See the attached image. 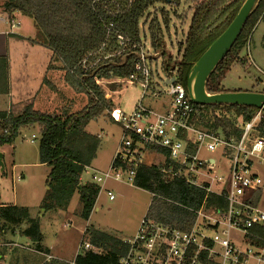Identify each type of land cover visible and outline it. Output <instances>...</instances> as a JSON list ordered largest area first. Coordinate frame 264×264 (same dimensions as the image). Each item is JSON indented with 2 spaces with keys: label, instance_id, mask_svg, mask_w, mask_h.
I'll return each instance as SVG.
<instances>
[{
  "label": "trees",
  "instance_id": "16d2710c",
  "mask_svg": "<svg viewBox=\"0 0 264 264\" xmlns=\"http://www.w3.org/2000/svg\"><path fill=\"white\" fill-rule=\"evenodd\" d=\"M3 1L2 10L7 14L17 12L32 20L39 34L37 40L52 52L54 61L60 64L64 83L76 93L84 94L87 104L81 111L70 115L39 113L31 107H26L15 116L0 112V148L11 145L20 129L37 127L40 133L39 162L50 168L47 186L51 193L43 201L42 209L66 210L74 191H77L81 204L80 218L88 221L100 189L96 185H81L80 177L94 160L99 140L86 133L85 129L91 121L111 109L110 102L106 103L97 83L104 79L128 78L134 72L137 62L131 53L116 55L115 34L120 33L139 43L140 22L144 21L142 25L148 22L150 47L155 51H162L163 37L155 14L158 10L167 26L169 19L164 15L163 7L171 6L172 3L179 4L180 0ZM243 1H184L189 6L181 16L185 20L186 12H190L189 26L182 42L178 44L177 61L172 64V58L168 57L162 62L164 75L174 72L176 82L186 88L192 65L229 26ZM151 11L155 13L152 20H149ZM259 20L264 22V0L258 1L230 51L208 78L207 93L224 92L219 86L220 81L230 70L231 64L239 60L240 52L248 45ZM122 57L124 59L120 61ZM6 87V61L0 58V92H5ZM193 108L194 123L199 129L220 133L225 138L235 140L240 138L244 124L260 113L255 133L257 137L264 138V110L243 106L194 104ZM221 110L233 112L240 119V125L213 114ZM158 154L164 153L158 149L146 151L143 164L136 170L133 182L135 188L155 195L148 210L150 218L171 228L186 230L193 221L192 211L198 209L205 198L209 206L225 207L223 199L215 195L206 197L203 190L164 174L161 164L153 163ZM255 196L256 199L261 197L260 194ZM50 197L54 201L52 205L46 203ZM21 226L25 228L21 229L20 235L34 244L35 251L47 253L41 246L42 235L37 219L30 218L25 208L0 207L1 232L14 233ZM84 235L91 245L101 247L104 255H77L75 264H118L120 257L125 254L126 246L111 235L89 228H86Z\"/></svg>",
  "mask_w": 264,
  "mask_h": 264
},
{
  "label": "built area",
  "instance_id": "2783aa9c",
  "mask_svg": "<svg viewBox=\"0 0 264 264\" xmlns=\"http://www.w3.org/2000/svg\"><path fill=\"white\" fill-rule=\"evenodd\" d=\"M0 23L8 25L9 34H14L20 26L3 10H0ZM115 37L116 55L128 52L137 62L128 78L114 80L136 83L141 94L130 114L117 111L111 114L112 121L122 131V139L109 169L91 173L85 168L83 173L91 175L93 185L99 189V184L107 181L133 186L146 151L158 149L164 153L158 154L163 157L164 174L203 190L206 197L215 195L225 201V207L209 206L205 198L192 211L193 221L186 230L171 228L145 215L135 236L121 240L126 251L118 264H264V207H259L264 178L255 170L264 167V138L255 133L260 113L244 124L238 140L199 129L194 123V108L187 90L176 82L174 72L153 81L145 56L150 52L147 44L141 38L139 43L133 42L120 33ZM146 97L154 101L167 98L168 110L160 113L143 107ZM218 148L220 157L228 161L226 181L216 174L221 159L218 162L202 155L212 154ZM256 194L261 197L256 199ZM106 195L110 201L114 200L110 191ZM154 198L151 195V202ZM85 253L104 255L101 247L81 241L75 257ZM74 259L70 264H75ZM52 260L46 257L45 262Z\"/></svg>",
  "mask_w": 264,
  "mask_h": 264
},
{
  "label": "rangeland",
  "instance_id": "374dc122",
  "mask_svg": "<svg viewBox=\"0 0 264 264\" xmlns=\"http://www.w3.org/2000/svg\"><path fill=\"white\" fill-rule=\"evenodd\" d=\"M184 1L186 0H180L179 4L172 3L171 6L163 7L165 11L163 14L169 19L167 26L163 23L161 13L158 10L155 14L163 37L164 49L162 51H155L150 47L147 31L148 22L145 25H142L144 21L140 22V38L150 48V52L145 56L152 69L153 81L158 82L159 79L165 78L161 69L163 61H166L168 57L172 58V64L177 61L178 44L184 38L191 16L190 12H186L185 20L182 19L181 14L189 6ZM1 3L0 1V10L3 9ZM154 13H151L149 20H152ZM31 23L33 22L31 21ZM32 25L36 30L34 23ZM261 30H264V22L258 27L257 32L251 35L249 48L246 46L240 52V61L235 60L231 64L230 70L225 73L220 81L219 86L224 92H264V64L255 67L250 62L252 55L264 54V37L261 35ZM38 35L36 30L35 36L38 37ZM161 52L164 53V56ZM155 53L157 56H154ZM242 58H248L249 64L245 65L246 60ZM123 59V57L120 58V61ZM241 61L245 63L241 64ZM97 85L100 86L106 103L109 104L110 102L111 109L108 112L105 111L107 120L101 117L97 122L91 121L86 127L87 133L100 137L96 156L89 168L91 173L92 171L101 173L109 169L111 158L114 157L122 139L120 127L116 123L109 122V120L112 121L111 114L116 111L130 114L141 94L136 83H117L113 79H104L98 81ZM60 93L61 89L59 88L56 99L61 95ZM167 102V98L154 101L146 97L142 101V106L162 113L159 104L164 103L168 107ZM0 106H3L2 100ZM76 106L75 103L72 104L71 112L80 110ZM66 113V111H60V114L57 115ZM213 114L220 119H228L240 125V119L233 112L221 110ZM39 139L40 133L37 127L22 128L14 142L11 145H5L1 150L4 153V170L1 171L0 168V206L14 205L19 208H29L31 217L41 218V231L44 234L42 244L45 248L51 249L54 258L68 261L67 263L59 262L60 264H70L75 254L78 253L79 243L81 241L88 242V238L83 232L86 228L106 233L119 240L133 238L140 221L145 215H148L151 194L132 185L113 181L99 184L101 188L96 198L95 207L86 222L80 218L81 204L77 191H74L66 210H41V204L43 201L45 202L51 191L47 186L50 168L41 165L38 159ZM220 150L218 148L212 154L203 152L202 155L215 158L218 162L221 159V165L216 174L226 181L228 178V161L220 157ZM162 161L163 157L158 155L154 158L153 163L160 165ZM255 170L259 177L264 178V167H256ZM80 184L93 185L91 175L83 173L80 177ZM106 191L112 193L113 201L108 199ZM261 196L260 208L264 207V191H262ZM53 202V198L50 197L46 203L52 205ZM95 208L98 210L95 211ZM41 215L44 217L42 218ZM24 228L25 226H21L15 229L14 233L0 231V264L45 263V257L35 251L34 244L28 238L20 235L21 229Z\"/></svg>",
  "mask_w": 264,
  "mask_h": 264
},
{
  "label": "crops",
  "instance_id": "0c3cea01",
  "mask_svg": "<svg viewBox=\"0 0 264 264\" xmlns=\"http://www.w3.org/2000/svg\"><path fill=\"white\" fill-rule=\"evenodd\" d=\"M0 1L2 2L1 4L3 6L4 1ZM7 16L9 18L16 19L20 26L14 34H9L8 25L6 23H0V58L5 59L6 61L7 78L6 91L0 92V103L1 100L3 103V106H0V112H6L15 116L19 113H22L26 107H31L35 112L46 113L50 115L60 114V111H66V115L75 114L81 111L87 104V98L84 94L76 93L64 83V73L60 70V64L54 61L52 52L36 39V30L32 25L33 23H31L32 20L17 12L7 14ZM261 24L262 21L259 20L252 34L257 32L258 27ZM261 35L264 37V30H261ZM244 60H246L245 65H248L249 59L246 58ZM250 62L255 67L256 65L259 66L264 64V54H258V56L252 55V57H250ZM59 88L61 89V95L56 99ZM73 103H75L77 105L76 107L80 110L71 112ZM159 107L162 108V112L168 110V107L165 106L164 103L159 104ZM101 117H104V120H107V117H105L104 114L93 121L97 122L101 119ZM109 122L113 121L109 120ZM88 134L92 135L90 133ZM95 137H97L98 140L100 138L99 136ZM3 147L0 148V153L2 154V164L4 161V153L1 151ZM69 204L70 201L68 206ZM40 208L43 210L42 204ZM26 210L28 211L30 218H33L31 217L29 208ZM97 210L98 209L95 208V211ZM43 217L44 216H42V218ZM33 219H37L39 221L40 232L43 241L44 234L41 231V218L37 217ZM85 230L83 232H85ZM41 246L43 249L47 250V253L36 252L40 255H43L45 257V261L46 257H51L53 258L51 262H68L59 258H54V256L51 254V249L45 248L42 242Z\"/></svg>",
  "mask_w": 264,
  "mask_h": 264
},
{
  "label": "water",
  "instance_id": "95a60500",
  "mask_svg": "<svg viewBox=\"0 0 264 264\" xmlns=\"http://www.w3.org/2000/svg\"><path fill=\"white\" fill-rule=\"evenodd\" d=\"M258 1L244 0L237 15L229 26L192 65L187 76L186 85L187 94L192 104L243 106L255 108L259 111L264 110V93L261 92H222L209 94L206 91L208 78L230 51L246 24L247 18L257 7ZM170 82H174L173 79ZM0 168L3 171L1 153Z\"/></svg>",
  "mask_w": 264,
  "mask_h": 264
},
{
  "label": "bare ground",
  "instance_id": "6f19581e",
  "mask_svg": "<svg viewBox=\"0 0 264 264\" xmlns=\"http://www.w3.org/2000/svg\"><path fill=\"white\" fill-rule=\"evenodd\" d=\"M171 80V79H170ZM174 81V80H173ZM166 82H168V81H164V83H166ZM171 83H173V82H171ZM168 84V83H167Z\"/></svg>",
  "mask_w": 264,
  "mask_h": 264
}]
</instances>
